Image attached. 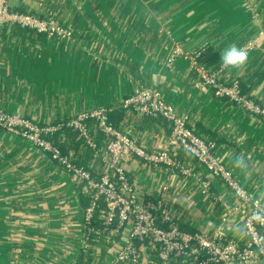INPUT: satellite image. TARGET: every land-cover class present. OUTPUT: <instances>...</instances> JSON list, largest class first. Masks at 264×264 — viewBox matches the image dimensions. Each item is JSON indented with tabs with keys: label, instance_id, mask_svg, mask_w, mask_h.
I'll return each mask as SVG.
<instances>
[{
	"label": "crops",
	"instance_id": "0c3cea01",
	"mask_svg": "<svg viewBox=\"0 0 264 264\" xmlns=\"http://www.w3.org/2000/svg\"><path fill=\"white\" fill-rule=\"evenodd\" d=\"M9 6L50 12L72 39L0 27V112L43 126L111 108L114 127L148 150H162L168 124L121 108L127 96L151 88L187 116L198 136L216 144L222 163L264 210V120L202 90L193 65L219 71L223 82L238 81L242 93L264 107V0H9ZM232 44L251 45L248 60L240 68H220ZM175 47L182 56L171 61ZM54 142L100 177L103 141L100 155L75 133L57 134ZM0 147V264H74L83 250H89L88 264H115L122 238L87 242L83 187L23 138L0 130ZM177 157L207 181L209 194L193 177L177 170L170 178L165 168L132 158L124 167L139 196L151 198L167 185L165 204L181 230L211 232L223 225L228 238L244 241L250 206L190 155L179 151ZM143 251L140 264L154 262L153 252Z\"/></svg>",
	"mask_w": 264,
	"mask_h": 264
},
{
	"label": "built area",
	"instance_id": "2783aa9c",
	"mask_svg": "<svg viewBox=\"0 0 264 264\" xmlns=\"http://www.w3.org/2000/svg\"><path fill=\"white\" fill-rule=\"evenodd\" d=\"M1 26L18 27L50 39H72V32L61 26L50 12L41 16L13 11L9 0H0ZM251 48V45L245 47L246 50ZM177 56H182L179 47L173 49L171 61ZM198 56L200 52L195 54V57ZM193 65L202 90L210 91L216 98L224 99L264 120V107L243 94L238 81L223 82L219 71H211L194 62ZM224 66L222 64L220 68ZM121 108L133 115L164 120L170 127L166 146L162 150L151 151L132 136L118 130L109 119L111 108L79 113L68 120L43 126L20 115L0 112V130L23 138L47 152L55 164L83 187L87 196L83 211L87 231H93L88 226L98 212L102 227L95 234L123 239L113 258L115 264H140L145 257L143 248L156 254L158 262L155 264L264 263V215H256L262 211L260 203L242 188L222 163L215 153L216 144L198 136L191 129L187 116L178 113L162 99L158 91L151 88L143 87L127 96L122 100ZM89 119L95 121L98 132L103 136L104 170L99 178H94L91 172L75 164L73 155L63 153L51 140L54 135L69 129L88 148L100 155V148L96 147L94 136L86 125ZM179 151L190 155L210 176L226 185L238 201L250 206L243 223L244 241L228 238L223 225L211 232L181 230L165 204L167 185L151 198L139 196L124 167L125 162L132 158L140 160L146 166L165 168L170 178L177 170L193 177L199 182L202 193L209 194L207 181L178 161ZM100 202L104 203V209L97 211Z\"/></svg>",
	"mask_w": 264,
	"mask_h": 264
},
{
	"label": "trees",
	"instance_id": "16d2710c",
	"mask_svg": "<svg viewBox=\"0 0 264 264\" xmlns=\"http://www.w3.org/2000/svg\"><path fill=\"white\" fill-rule=\"evenodd\" d=\"M20 29H21V28H20ZM22 30H25V29H22ZM110 122H111V121H110ZM86 125H87V127L89 128V130L91 131V133L93 134V136H94V142H95V144H96V147L100 146V144H101V142H102V140H103V136H102V134H101L100 132H98V130H97V128H96V123H95V121L92 120V119H89V120H87ZM62 133L65 134L66 136H69L70 138H72L74 132H72V131L69 130V129H65V130L62 131ZM75 134H76V133H75ZM56 135H57V134H56ZM56 135H54V136L51 138L53 141L55 140ZM79 142H81V140H79ZM54 144H56V143L54 142ZM56 145L59 146V148H60L61 151H62V149H63L62 145H58V144H56ZM91 151H94V150H91ZM62 152H63V151H62ZM85 154H86V156L90 157V154H88V153H85ZM85 154H84V155H85ZM75 164H77L78 166H80V167H82V168H84L85 170H88V171L90 172V170H89L88 168H86L84 165H81V163H80V164L77 163L76 160H75ZM99 204H100V205H99L100 208H99L97 211H100V210L104 209V203H103V202H100ZM98 215H99V213L96 212V214H95V216H94L92 222H91V223L89 224V226H88V228H90V229L93 230L92 232H88V231H87V242H89V243H90V242H91V243H92V242H98V241H99V238H100V235H97V236L95 235L96 230H100L101 227H102V226H101V221H99V219H98ZM86 256H87V257H86ZM152 259L154 260V264H155L156 262H158V259H157V257H156V254H155L154 252L152 253ZM89 261H90L89 250H83L82 254H80V255L76 258L74 264H88ZM173 263H175V262H173Z\"/></svg>",
	"mask_w": 264,
	"mask_h": 264
},
{
	"label": "clouds",
	"instance_id": "9594fccd",
	"mask_svg": "<svg viewBox=\"0 0 264 264\" xmlns=\"http://www.w3.org/2000/svg\"><path fill=\"white\" fill-rule=\"evenodd\" d=\"M248 60V51L241 46H237L236 44L230 45L226 48L221 56V61L223 65L240 68L242 67ZM237 161H240V158L237 157ZM258 217L264 215V210L258 212L256 214Z\"/></svg>",
	"mask_w": 264,
	"mask_h": 264
}]
</instances>
